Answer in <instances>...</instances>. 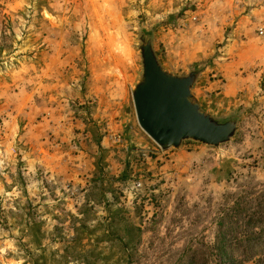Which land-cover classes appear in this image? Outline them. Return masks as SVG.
<instances>
[{"label":"rangeland","instance_id":"374dc122","mask_svg":"<svg viewBox=\"0 0 264 264\" xmlns=\"http://www.w3.org/2000/svg\"><path fill=\"white\" fill-rule=\"evenodd\" d=\"M263 18L240 0H0V264H264ZM141 34L237 117L230 142L162 151L139 128Z\"/></svg>","mask_w":264,"mask_h":264},{"label":"water","instance_id":"95a60500","mask_svg":"<svg viewBox=\"0 0 264 264\" xmlns=\"http://www.w3.org/2000/svg\"><path fill=\"white\" fill-rule=\"evenodd\" d=\"M141 72L131 88L139 128L162 151L178 150L184 142L219 149L235 136L238 120L215 119L191 93L196 74L176 75L159 62L149 35L139 36Z\"/></svg>","mask_w":264,"mask_h":264},{"label":"built area","instance_id":"2783aa9c","mask_svg":"<svg viewBox=\"0 0 264 264\" xmlns=\"http://www.w3.org/2000/svg\"><path fill=\"white\" fill-rule=\"evenodd\" d=\"M240 4L244 6H249V8L251 9L264 8V0H240ZM196 18L197 16H194V19ZM256 34L259 37H264V18L256 26ZM0 170H1V162H0Z\"/></svg>","mask_w":264,"mask_h":264},{"label":"crops","instance_id":"0c3cea01","mask_svg":"<svg viewBox=\"0 0 264 264\" xmlns=\"http://www.w3.org/2000/svg\"><path fill=\"white\" fill-rule=\"evenodd\" d=\"M197 101V100H196ZM199 103V102H198ZM200 104V103H199ZM201 106V105H200ZM201 108L204 110V111H206L207 112V110H205V108H203L202 106H201Z\"/></svg>","mask_w":264,"mask_h":264}]
</instances>
